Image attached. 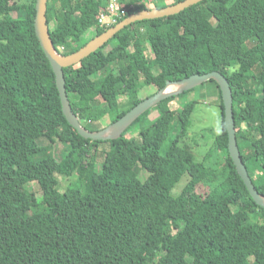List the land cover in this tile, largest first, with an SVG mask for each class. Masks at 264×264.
<instances>
[{
	"label": "trees",
	"instance_id": "trees-1",
	"mask_svg": "<svg viewBox=\"0 0 264 264\" xmlns=\"http://www.w3.org/2000/svg\"><path fill=\"white\" fill-rule=\"evenodd\" d=\"M48 1L50 39L57 53L68 55L84 45L81 36L110 0ZM117 1L134 6L116 23L182 0ZM35 2L0 0V264H264V209L228 153L217 82L206 81L218 91L221 132L198 161L181 145L195 102L169 108L194 87L139 115L130 125H142L136 137L124 130L112 140L83 138L63 112L36 37ZM106 29L97 26L95 35ZM213 71L229 81L237 146L264 197V0H204L175 15L134 22L63 69L71 111L92 132L145 99L139 92L146 78L157 92L167 82ZM154 109L159 114L144 127ZM56 145L67 150L57 156ZM208 163L215 184L203 178ZM75 173L81 188L61 192L58 176ZM32 182L39 200L27 189Z\"/></svg>",
	"mask_w": 264,
	"mask_h": 264
},
{
	"label": "water",
	"instance_id": "water-1",
	"mask_svg": "<svg viewBox=\"0 0 264 264\" xmlns=\"http://www.w3.org/2000/svg\"><path fill=\"white\" fill-rule=\"evenodd\" d=\"M201 1L204 0H182L178 3L168 5L163 8L144 9L135 13H131L115 25L107 28L102 33L95 35L83 46H81V48L68 55H61L57 53L50 39L49 26L46 17L48 0H36L35 2L36 13L34 17V30L39 44L48 61L50 62V65L54 72L56 87L60 96L63 112L69 124L73 126V128H75L83 138L86 139L103 141L116 139L121 136L122 132L126 130V128L130 126L139 115H141L150 107L154 106L159 101L171 95L198 86L210 79L215 80L221 90L223 100L224 124L228 134V153L234 163L238 175L244 182L251 198L258 206L264 209V197H262L258 193L255 186L253 185L237 146L235 121L233 115L232 91L228 79L220 72L213 71L205 74H193L177 82H167L164 88L158 90L155 94L143 99L121 118L100 131L92 132L83 128L80 125L76 115L71 111V107L68 102L63 72L64 68L80 63L91 53L104 46L119 31L134 22L175 15L183 11L185 8L195 5ZM171 84L181 85V89L178 92L166 93L165 91L167 87ZM109 131H111V134H108Z\"/></svg>",
	"mask_w": 264,
	"mask_h": 264
},
{
	"label": "rangeland",
	"instance_id": "rangeland-1",
	"mask_svg": "<svg viewBox=\"0 0 264 264\" xmlns=\"http://www.w3.org/2000/svg\"><path fill=\"white\" fill-rule=\"evenodd\" d=\"M17 3L26 2L27 0H15ZM49 4V1L47 5ZM13 16H16V12H13ZM50 28L53 29V23H50ZM93 35H95V32L90 29L86 33H84L81 36V42L86 43L88 42ZM117 44V41L114 40L111 44V46H114ZM149 49V46H148ZM150 51V49H149ZM254 75L257 76L259 72V66L255 67ZM148 78L145 79V84L142 87L141 91L139 92L140 98H147L154 94L156 92V87L148 84ZM249 86L255 87L256 82L254 79H249L247 82ZM178 89L181 88V86H176ZM176 88V89H177ZM124 100V99H123ZM121 100V101H123ZM193 100L195 102L194 111L191 117V126L188 130L187 138L182 141L181 145H187L189 148L191 147V151L194 155L195 160H199L202 158V156L209 150V148L213 145L214 142V135H218L221 132V112L219 108V100H218V91L216 89V86L214 83L204 82L196 87L191 92H188L184 95H182L180 98L177 97L175 101H173V104L169 105V108L171 110L178 109L179 105L183 101ZM159 114L157 109H154L150 112V115L148 116V119L144 122V127L147 126L151 120H153L157 115ZM175 122H173V125ZM141 124H133L130 126V128L127 130V135L129 137H136L139 133ZM208 129V131H206ZM175 132L173 130L170 131L169 138L173 139L175 138ZM204 137H203V136ZM166 149V143L163 145L162 153ZM67 150L66 146L64 145H56L54 148V152L57 156H60L61 153L65 152ZM211 163V162H210ZM210 163L207 164L208 169L203 170V178L205 181L210 182L211 184L216 182L218 176L217 173L210 169L209 166ZM127 167H131V165L128 163ZM137 169V168H136ZM146 178V174L144 172L139 173V179L140 181H144ZM59 181V188L60 191L63 192L68 185H71L73 187H80L82 186L80 177L77 176V174H73L70 177L65 176H58ZM185 179L175 188L174 192L177 193L180 191V189L183 187L185 183ZM27 189L30 192H33L35 195V199L39 200L41 196V191L37 183L32 182L27 185ZM175 232V231H174Z\"/></svg>",
	"mask_w": 264,
	"mask_h": 264
},
{
	"label": "built area",
	"instance_id": "built-area-1",
	"mask_svg": "<svg viewBox=\"0 0 264 264\" xmlns=\"http://www.w3.org/2000/svg\"><path fill=\"white\" fill-rule=\"evenodd\" d=\"M134 5L127 4L126 6L121 5L117 0H110L106 8L100 11L97 15V23L93 26V31L96 32L98 26L99 29L108 28L115 24L117 19L124 16L128 9Z\"/></svg>",
	"mask_w": 264,
	"mask_h": 264
},
{
	"label": "bare ground",
	"instance_id": "bare-ground-1",
	"mask_svg": "<svg viewBox=\"0 0 264 264\" xmlns=\"http://www.w3.org/2000/svg\"><path fill=\"white\" fill-rule=\"evenodd\" d=\"M176 86H181V85H178V84H171L167 87L166 89V93H172V92H178L181 88H177ZM177 88V89H176ZM108 134H111V131L108 132Z\"/></svg>",
	"mask_w": 264,
	"mask_h": 264
}]
</instances>
